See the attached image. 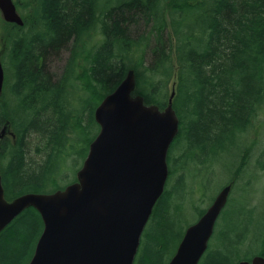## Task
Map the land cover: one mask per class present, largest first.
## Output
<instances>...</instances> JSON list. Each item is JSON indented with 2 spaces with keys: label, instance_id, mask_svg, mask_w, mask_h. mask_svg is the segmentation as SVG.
<instances>
[{
  "label": "trees",
  "instance_id": "obj_1",
  "mask_svg": "<svg viewBox=\"0 0 264 264\" xmlns=\"http://www.w3.org/2000/svg\"><path fill=\"white\" fill-rule=\"evenodd\" d=\"M164 2L166 10L169 6L175 53L173 39L167 45L171 36L164 40L168 29L161 9ZM19 4L31 11L23 16V27L0 17L7 30L3 36L2 58L8 55L15 69L14 83L10 86L22 112L20 116L13 110L4 93L0 98V129L10 120L16 134V140L2 141L1 160H7L2 169V182L5 195L6 190L11 195L9 201L26 193H52L64 188L57 182L63 167L56 169L53 163L55 159L63 162L71 156L68 133L79 131L88 140L89 150L100 131L94 116L96 108L119 86L130 69L136 72L134 95L143 96L147 105L155 104L161 109L167 106L171 94L168 84L175 75L178 78L174 108L180 118V132L169 150V173L173 172L172 161L176 160L172 152L184 140L191 149L198 146L202 151L216 145L214 142L218 145L230 130L243 129L247 120L251 122L248 113L251 109L254 114V104L264 103V0H121L112 7L107 3L101 6L102 0H24ZM190 13L194 16L199 13V21L196 25L190 22L185 30L179 16L184 14L189 18ZM138 18L151 23V29L137 42L131 38L128 27ZM98 24H102V35L108 36L94 47L87 43L82 52L74 54L67 69L70 83L75 78H86L88 97L80 98L86 106L83 112L74 106L67 107L66 112L61 97L66 81L53 82L45 68L46 57L48 53L58 52L71 37L79 39L77 47L85 34L93 40L91 31ZM39 25L52 32L51 39L46 33L31 38L24 34L27 27ZM152 36V63L145 66L141 42ZM83 57L86 67L79 72ZM138 82L140 91H137ZM5 83V86L9 84ZM26 89L31 90V95L24 94ZM178 105H181L180 112ZM80 112L82 116L78 119ZM195 117L197 122L193 121ZM188 120L191 123L185 126ZM94 126L98 132L90 138ZM36 133L49 138L44 151L46 157L38 166L29 156V139ZM242 160L238 168L241 171L245 166L244 157ZM178 182L182 187V176ZM173 189L167 188L154 208L153 230H145L141 239L142 245L145 236V253L139 259L140 264H155V258L163 252L162 239L167 231L172 232L167 220ZM43 227L41 215L34 208L18 216L0 235V264H25L26 259L29 264L34 254L29 256L34 239L37 234L41 235ZM231 249L228 246L226 250ZM207 253L204 264L230 263L231 255L220 250L208 248Z\"/></svg>",
  "mask_w": 264,
  "mask_h": 264
},
{
  "label": "water",
  "instance_id": "obj_2",
  "mask_svg": "<svg viewBox=\"0 0 264 264\" xmlns=\"http://www.w3.org/2000/svg\"><path fill=\"white\" fill-rule=\"evenodd\" d=\"M0 12L5 22L25 25L14 0H0ZM2 54L0 98L5 85ZM136 86V72L130 69L96 108L100 131L76 182L9 201L0 172V232L29 208L39 212L44 224L29 264H135L143 233L166 190L169 149L180 132L176 82L164 109L134 95ZM8 136L16 140L10 120L0 129V148ZM233 186H225L187 229L169 264H200ZM239 264H264V257Z\"/></svg>",
  "mask_w": 264,
  "mask_h": 264
},
{
  "label": "rangeland",
  "instance_id": "obj_3",
  "mask_svg": "<svg viewBox=\"0 0 264 264\" xmlns=\"http://www.w3.org/2000/svg\"><path fill=\"white\" fill-rule=\"evenodd\" d=\"M22 1L24 0H14L21 15L28 16L31 11L20 6L19 2L21 3ZM110 1H113V3H110ZM120 1L116 0L114 3V0H102L101 6H105L107 3L111 7L112 4L115 5L116 2L119 3ZM161 9L168 23L164 40L167 41V36H171V40L168 41L167 45L173 39V53H175L176 43L172 34L170 15L168 14L169 6H167L166 10L165 2L161 3ZM198 17L199 13L196 16L190 13L189 18H186L184 14H180L179 19L183 22L182 28L186 30V25L192 21L196 25L199 21ZM137 20V22L128 27L131 38L136 41L145 36L151 29V23H147L143 19L139 20V18ZM2 24L0 21V49L2 48L3 36L7 31ZM44 28L43 25L35 28L32 26L27 27L23 32L30 38L34 35L46 33L48 39H51L50 35L52 32ZM101 28L102 24H98L92 29L91 33L94 34V39H91V41L85 34L79 47H77L79 42H75L77 40L76 37H71L58 52L48 53L45 68L53 78V82L70 81L67 69L73 60L74 54L82 52L89 42L93 47L100 44L105 39V36H108L102 35L103 30ZM75 44L76 46H74ZM141 44H143L145 49V66H149L152 63L151 48L154 45L153 36L150 40L144 39ZM2 61L5 69V81L9 83L4 87V93H7V98L13 105V110L18 111L19 115L22 116V112L15 102V97L10 86L14 83L15 69L8 55L2 58ZM85 67L86 60L83 57L79 72H82V69ZM85 79V77L72 79L70 85L63 87L62 91L65 94L61 97L62 100H65L66 112H68L66 108L72 106L78 110L82 109L81 112L84 111L83 108L86 105L84 101H80L79 96L88 97ZM174 82H176L177 90L178 78H174L168 84L170 91H172ZM140 87L141 84L138 82L137 91L141 90ZM143 88L144 90H148L146 86H143ZM24 94L31 95V90L26 89ZM66 98L69 99V102H66ZM177 109L180 112L181 105H178ZM81 112L78 113V119L82 116ZM179 115L181 116V113ZM193 121L197 122V117ZM190 123L188 120L185 126H189ZM242 127L243 129L236 131L230 130L223 136L222 142L218 145L217 142H214L216 145H211L209 149L204 151L198 146L191 149L185 140L178 148H174L172 154L176 160L172 161L171 169L173 172L170 173L166 184L168 189L174 188L173 190H175L169 205L170 209L167 220L168 225L172 228V232L167 231L165 237L162 239L161 247L163 248V252L158 258H155V264H169L187 229L199 221L201 214L207 211L222 189L232 182H234L232 192L227 205L217 220L214 234L209 242V250L215 252L220 250L223 253L231 255L229 264L251 261L256 256L264 257V103L254 113L250 125L246 122ZM97 132L98 127L94 126L89 137H93ZM68 136L71 138L70 146H68L71 156L63 162L55 159L53 163L56 169L63 167L62 175H59L57 179V182L62 187L77 180L78 171L83 166L88 154V140L84 136L79 135V131L70 130ZM48 141L49 138L38 133L32 135L29 139V156L37 164L36 166L43 163L46 157L44 151L47 148ZM244 154H246V157L249 155V157L246 158V166L241 171L238 168ZM6 162L7 160L4 163ZM181 176L183 177V185L179 187L178 180ZM6 198L8 200L11 199V195L7 190ZM153 224L152 218L146 226V232L153 230ZM39 237L40 234H37L29 256L33 254ZM233 242L236 243L235 246ZM228 246H231L232 249L226 250ZM144 253L145 236L143 237V243L138 251L135 264H140L139 259L142 258ZM207 255L208 253L204 255L200 264L205 263ZM27 262L28 260L26 259L25 264Z\"/></svg>",
  "mask_w": 264,
  "mask_h": 264
},
{
  "label": "flooded vegetation",
  "instance_id": "obj_4",
  "mask_svg": "<svg viewBox=\"0 0 264 264\" xmlns=\"http://www.w3.org/2000/svg\"><path fill=\"white\" fill-rule=\"evenodd\" d=\"M1 14V13H0ZM2 16V15H1ZM2 43H3V41H2ZM3 47H5V44H3L2 45ZM66 85H70V82L69 81H66V83L64 84V86L63 87H65ZM63 92V91H62ZM65 93L63 92V95H64ZM83 95H81V96H79V99L82 97ZM68 100H67V98H66V102H67ZM256 107V108H255ZM259 107H261V104H254V106H253V108H254V110H255V112H257V109L259 108ZM254 112V113H255ZM249 115H248V117H251V122H252V117H253V115L254 114H252V110L250 111V113H248ZM247 122H248V120H247ZM251 122H249L248 124L250 125V123ZM6 138H11V137H6ZM3 141V140H2ZM2 141H1V148H0V163H1V166H0V172H1V175H2V178H3V173H2V169H3V166H5V164L6 163H4L5 161H2L1 160V155H2V153H3V150H2ZM244 157H245V162H246V158L247 157H249V155L246 157V154H244ZM245 166H246V163H245ZM245 166H244V168H245ZM5 230V229H4ZM3 230V231H4ZM3 231H1L0 232V235L2 234V232Z\"/></svg>",
  "mask_w": 264,
  "mask_h": 264
},
{
  "label": "bare ground",
  "instance_id": "obj_5",
  "mask_svg": "<svg viewBox=\"0 0 264 264\" xmlns=\"http://www.w3.org/2000/svg\"><path fill=\"white\" fill-rule=\"evenodd\" d=\"M115 1L116 0H114V3H115ZM91 2V1H90ZM94 2V1H93ZM112 1H110V3H111ZM104 3V2H103ZM117 3V2H116ZM138 3V2H137ZM112 7V6H111ZM152 7V6H151ZM144 8V7H143ZM99 9V8H98ZM160 9V8H159ZM109 10V9H108ZM94 15H95V13H94ZM40 21V20H39ZM155 24V23H154ZM39 31V30H38ZM150 31V30H149ZM41 32H43V31H41ZM157 38V37H156ZM78 39V38H77ZM79 40V39H78ZM163 41V40H162ZM75 42H78L77 40H75ZM138 42V41H137ZM188 42V41H187ZM77 44V43H76ZM76 44L74 45V46H76ZM155 49V48H154ZM73 50V49H72ZM164 52V51H163ZM131 55V54H130ZM55 62V61H54ZM65 78V77H64ZM260 82H261V80H260ZM90 84V83H89ZM260 84V83H259ZM96 86V85H95ZM87 87H91V86H87ZM92 88H96V87H92ZM90 89V88H89ZM68 90V89H67ZM94 90V89H93ZM96 90V89H95ZM92 93V92H91ZM68 97H69V95H68ZM67 97V98H68ZM67 100H69V99H67ZM65 101V100H64ZM69 102V101H68ZM256 108V107H255ZM250 111H251V109H250ZM29 118V117H28ZM243 161V160H242ZM241 162V161H240ZM240 164V163H239ZM242 164V163H241ZM58 167V166H57ZM27 194V193H26ZM24 195V194H23Z\"/></svg>",
  "mask_w": 264,
  "mask_h": 264
}]
</instances>
